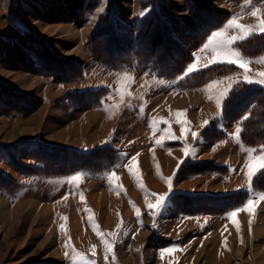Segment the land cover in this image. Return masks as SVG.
<instances>
[{"label": "rangeland", "instance_id": "rangeland-1", "mask_svg": "<svg viewBox=\"0 0 264 264\" xmlns=\"http://www.w3.org/2000/svg\"><path fill=\"white\" fill-rule=\"evenodd\" d=\"M210 16L224 21L199 43ZM262 20L264 0H0V264H264V146L222 118L245 77L264 88V53L242 52ZM213 32L227 49L204 48ZM216 65L233 69L191 82ZM101 148L118 159L94 173L48 177L38 161Z\"/></svg>", "mask_w": 264, "mask_h": 264}, {"label": "trees", "instance_id": "trees-1", "mask_svg": "<svg viewBox=\"0 0 264 264\" xmlns=\"http://www.w3.org/2000/svg\"><path fill=\"white\" fill-rule=\"evenodd\" d=\"M207 18V21L205 20V26L203 27L202 31L197 34L199 43L202 40L204 41V39L210 33V31H212V29L221 26L224 21V17H221L223 20L221 18H216L214 20V18L211 16L209 17V19ZM198 24L200 23H196V25ZM140 32H142V30ZM242 52L245 56H258L264 53V34H256L244 40L242 44ZM131 54L135 55L133 50L131 51ZM160 55V60L159 62L157 60L155 65L157 63L162 64L160 61H167L163 58L162 52L160 53ZM170 59L172 58H169L168 60ZM177 64L178 63L174 64V62H172V64L170 63L171 67L162 64L163 74H169L165 76H173L177 74ZM158 66L160 65L158 64ZM232 69L233 67H231L230 65H216L195 72L190 76V79L193 84L198 85L205 83L207 79H211L213 78V76H222L226 74L225 71H227L228 73ZM222 118L225 120H232L236 123H240V137L244 144L250 146H264V88H262L258 84H236L223 105ZM25 144L31 145V149L35 147L34 143ZM22 145L23 144H21V146ZM27 150H29V147L27 148ZM101 150H104L105 153L107 152V150L109 152V154L103 155L105 156L104 160L98 161L99 158L103 157L100 156L99 158H96L98 159V164L96 163V160L95 162L88 161V157H93L91 156L92 153H94V156H97L95 153H102ZM101 150H94V152H82L78 150L66 149V154L63 151L59 152V155H56V157L58 156V159H61L59 157L62 155V153H64V155L68 156V159L63 161H71V163L61 161L62 163H60V168L54 167L50 164H46L44 161H40L36 158L35 160H38L41 163V169L45 168L44 175L48 177L64 176L68 173H72L73 171L84 170L92 171L94 173V171L100 170L107 166L109 162L114 163L118 159V155L114 150L109 148H101ZM35 151L44 157L54 156V152H51L52 150L48 147L45 148V146L44 148L38 147ZM74 159H79V163L73 164V161H75ZM252 186L255 191L258 190L264 192V170L255 177Z\"/></svg>", "mask_w": 264, "mask_h": 264}, {"label": "snow or ice", "instance_id": "snow-or-ice-1", "mask_svg": "<svg viewBox=\"0 0 264 264\" xmlns=\"http://www.w3.org/2000/svg\"><path fill=\"white\" fill-rule=\"evenodd\" d=\"M253 15H256V13L254 12ZM228 26H229V27L235 26V27H237V28H240L242 31H244V32H245V35L248 34V33H247V30L244 29L243 26H241V25H237V24H236L235 19L231 20V21L229 22ZM259 27H260V30H261V31H264V20L261 21ZM221 35H222L221 32H213V33L211 34V36L209 37V39H208V43L204 45V48L207 49L209 46L215 44V47H217V48L227 49V48H228V45H229L230 43H232V41H227V42H225V41H222V40H218L217 37H219V36H221ZM240 38H244V37H240ZM234 39H235V38H234ZM214 50H215V49H214ZM225 55H226V56H232V55H235V54L232 53V52H230V51H226V52H225ZM227 62H228V63H236L237 61H236V60H231V59H229V60H227ZM239 66H240L241 68H244V67H245V64H244L243 62H240V63H239ZM193 70H195V65H192V66H190V67L188 68V73H191ZM186 75H187V73H186ZM261 75L264 76V74H261ZM245 81L248 82V83H252V82H253V81L249 80L247 77H245ZM260 83H264V79H262V80L260 81ZM225 95H227V93H225ZM217 104H218V106L220 105V101H219V100L217 101ZM205 124H207V121L205 122ZM191 135H192L193 137H196V136H197V133L193 132V133H191ZM157 143H159V141H157ZM262 151H264V149H262ZM186 155H187V153H186ZM259 159L261 160L260 167L264 168V156H261ZM248 175H249V179H250L251 176L253 175V172L250 170L249 173H248ZM78 178H79V177H76V176L72 177L73 180H77ZM171 179H172V178H169V180L166 181V183H168L169 186H170V187H169V193H166V194L163 195V196H157V198H156V204H148L147 207H148V209H149L150 211H151L152 209H158V208L160 207V205L163 204V203L166 201L168 195H169V194L171 193V191H172V189H171ZM146 195H155V194H146ZM253 203H254V202H253L252 199H248L247 204H246V206H245V208H244L243 210L248 211V212H252V210H253ZM237 211H240V209H237ZM136 215L139 217V215H140L139 211L136 212ZM231 216H232V217H235V216H236V212L231 213ZM168 251H170V250H168Z\"/></svg>", "mask_w": 264, "mask_h": 264}, {"label": "bare ground", "instance_id": "bare-ground-1", "mask_svg": "<svg viewBox=\"0 0 264 264\" xmlns=\"http://www.w3.org/2000/svg\"><path fill=\"white\" fill-rule=\"evenodd\" d=\"M61 27V26H60ZM20 76V75H19ZM92 200L93 201H95V197H93L92 198ZM71 216H73V214L71 215ZM106 224H110L111 223V221H110V217L106 220V221H104ZM71 223H74L75 225V227H79L80 228V224L75 220V221H72ZM81 229V228H80ZM54 231V230H53ZM50 234H52V231L50 232ZM90 237H93V236H91V235H86L85 234V232L83 231V230H80L79 231V233H78V237H76V241L77 242H85L86 241V239L87 238H90ZM225 253V252H224ZM227 255V254H226ZM226 257V256H225ZM227 261V260H226ZM212 264H223V262L221 261V259H219V260H217V259H215V260H213L212 261ZM225 264H226V262H225Z\"/></svg>", "mask_w": 264, "mask_h": 264}]
</instances>
